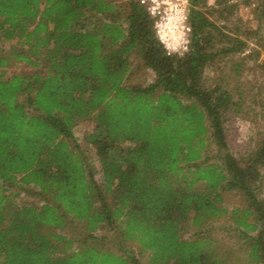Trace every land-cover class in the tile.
Returning <instances> with one entry per match:
<instances>
[{
    "label": "trees",
    "instance_id": "16d2710c",
    "mask_svg": "<svg viewBox=\"0 0 264 264\" xmlns=\"http://www.w3.org/2000/svg\"><path fill=\"white\" fill-rule=\"evenodd\" d=\"M202 1L191 0V46L179 57L167 55L137 0H128V25L114 20L112 0H0V264H142L125 246L89 243L106 226L149 251L151 264H230L210 232L225 215L250 261L264 263V138L245 162L228 145L225 114L242 101L205 76L216 24ZM257 8L264 18V0ZM235 42L222 52L242 51L244 40ZM131 54L154 71L149 84L127 81ZM13 60L43 69L6 77ZM83 120L92 123L84 147L74 132ZM27 187L44 202L20 203ZM224 188L246 206L230 212ZM68 220L86 224L77 246L63 232ZM190 227L195 238L183 236Z\"/></svg>",
    "mask_w": 264,
    "mask_h": 264
},
{
    "label": "rangeland",
    "instance_id": "374dc122",
    "mask_svg": "<svg viewBox=\"0 0 264 264\" xmlns=\"http://www.w3.org/2000/svg\"><path fill=\"white\" fill-rule=\"evenodd\" d=\"M112 1L117 5L114 20L128 25L125 20L129 11L128 0ZM259 3L260 0H204L200 5L202 11L216 24V27L208 28V35L212 40L208 48L217 54L206 67L205 76L210 79L211 86L220 84L231 92L233 99L242 101L240 112L233 109L225 114V132L231 151L244 162L246 156L264 138V18L260 16L257 8ZM99 18L102 16L98 15L94 19L98 22ZM238 38L246 43L242 51L222 52L228 46L237 43L235 40ZM16 43L17 39L4 42L6 52H12ZM130 59L132 67L127 80L130 84L147 85L156 78L154 71L144 66L140 57L131 54ZM42 69V65L32 67L26 62L13 60L6 68V77L15 72L31 74ZM241 92L243 97L240 99ZM91 130L90 120H83L74 127L75 135L83 147L85 136ZM209 142L207 156L210 162H216L220 160V153L215 144ZM85 151L92 162L97 178L102 183V170L94 150L87 147ZM259 170L260 188L257 194L264 206V164L260 165ZM21 191L23 196L20 203L44 202L39 188L27 187ZM222 192L225 197L224 204L230 212L235 207L246 206V197L237 190L224 188ZM85 226L84 222L68 220L66 227L62 229L64 234L77 240V246L80 243L78 241L83 240L86 235ZM62 229L56 228V231ZM210 232L221 248L232 253L230 264H264L250 261L245 239L237 231L231 216L225 215L211 223ZM97 233L99 234L97 239L91 238L89 243L118 253H121V247L125 246L142 264H151L149 251L143 249L137 241L125 240L118 230L106 226L99 229ZM182 233L185 238H195L197 229L186 228Z\"/></svg>",
    "mask_w": 264,
    "mask_h": 264
},
{
    "label": "clouds",
    "instance_id": "9594fccd",
    "mask_svg": "<svg viewBox=\"0 0 264 264\" xmlns=\"http://www.w3.org/2000/svg\"><path fill=\"white\" fill-rule=\"evenodd\" d=\"M148 5L147 12L153 20L152 28L156 38L167 54L183 55L188 47L190 26L188 0H141Z\"/></svg>",
    "mask_w": 264,
    "mask_h": 264
},
{
    "label": "built area",
    "instance_id": "2783aa9c",
    "mask_svg": "<svg viewBox=\"0 0 264 264\" xmlns=\"http://www.w3.org/2000/svg\"><path fill=\"white\" fill-rule=\"evenodd\" d=\"M138 1V3L141 5V6H143L146 10H147V7H148V5L146 4V3H141V0H137ZM188 3H189V12H188V19H187V23H188V25L190 26V32L188 33V36H189V42H188V47H187V49L184 51V53H183V55H180V54H178V53H172L171 55H169V54H167V55H169V56H179V57H183V56H185L188 52H189V50H190V46H191V36H192V32H193V25H192V22H191V19H190V13H191V6H192V3H191V0H188ZM163 46V45H162ZM164 50H165V48H164ZM166 51V50H165ZM167 53V52H166Z\"/></svg>",
    "mask_w": 264,
    "mask_h": 264
}]
</instances>
